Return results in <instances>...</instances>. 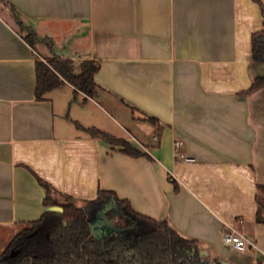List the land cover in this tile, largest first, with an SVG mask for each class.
<instances>
[{"label": "crops", "instance_id": "obj_1", "mask_svg": "<svg viewBox=\"0 0 264 264\" xmlns=\"http://www.w3.org/2000/svg\"><path fill=\"white\" fill-rule=\"evenodd\" d=\"M261 5L0 0V253L27 222L59 210L45 205L39 177L57 202L113 191L196 240L209 259L264 264V85L243 93L264 74L251 54ZM54 56L98 64L93 97L65 82L35 98L36 60ZM175 140L191 160L173 156ZM91 220L95 232L107 220L113 232L135 224L113 199ZM227 226L254 245H224Z\"/></svg>", "mask_w": 264, "mask_h": 264}, {"label": "trees", "instance_id": "obj_2", "mask_svg": "<svg viewBox=\"0 0 264 264\" xmlns=\"http://www.w3.org/2000/svg\"><path fill=\"white\" fill-rule=\"evenodd\" d=\"M261 13L264 17V5H261ZM17 24L25 29L20 21L17 20ZM24 38L30 44L37 40L30 30ZM251 54L255 62L264 63V22L260 30L251 34ZM35 69L37 100L44 99L45 93L65 82L73 86L74 92L90 97L95 94L93 77L98 64L92 60L77 62L54 56L46 61L36 60ZM263 85L264 74L257 75L243 93ZM87 131L120 145L122 152L128 155H143L125 140L112 138L95 128ZM37 180L46 190L45 205L58 206L59 210L45 211L37 220L27 222L0 253V264H225L217 258H207L196 240L182 236L167 221L136 212L127 200L118 198L113 191L99 190L91 200L77 201L64 196L57 202L49 185L39 177ZM111 199L135 224L100 239L91 234V219ZM257 220L261 221L258 217Z\"/></svg>", "mask_w": 264, "mask_h": 264}, {"label": "built area", "instance_id": "obj_3", "mask_svg": "<svg viewBox=\"0 0 264 264\" xmlns=\"http://www.w3.org/2000/svg\"><path fill=\"white\" fill-rule=\"evenodd\" d=\"M182 144L181 140H175L173 144V156L177 159H183L186 161L191 160V158L180 153V146ZM222 241L223 244L237 250H244L248 246H253L254 244L242 233L233 227L225 228L222 231Z\"/></svg>", "mask_w": 264, "mask_h": 264}, {"label": "water", "instance_id": "obj_4", "mask_svg": "<svg viewBox=\"0 0 264 264\" xmlns=\"http://www.w3.org/2000/svg\"><path fill=\"white\" fill-rule=\"evenodd\" d=\"M103 215H101L102 217ZM105 217V216H104ZM103 218V217H102ZM106 219V218H105ZM95 224H97V222L95 223L94 221L90 223L91 226V234L95 235L97 238H104L107 235H109L111 232H113L115 230V228L113 227L112 224H110V222L107 220L106 221V225L103 227V230L95 232ZM100 232V233H99Z\"/></svg>", "mask_w": 264, "mask_h": 264}, {"label": "rangeland", "instance_id": "obj_5", "mask_svg": "<svg viewBox=\"0 0 264 264\" xmlns=\"http://www.w3.org/2000/svg\"><path fill=\"white\" fill-rule=\"evenodd\" d=\"M114 223H119L118 218H113Z\"/></svg>", "mask_w": 264, "mask_h": 264}]
</instances>
